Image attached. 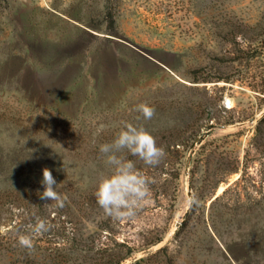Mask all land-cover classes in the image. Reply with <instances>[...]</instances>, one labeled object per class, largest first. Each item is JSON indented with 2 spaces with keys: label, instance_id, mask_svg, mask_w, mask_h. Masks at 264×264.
<instances>
[{
  "label": "rangeland",
  "instance_id": "374dc122",
  "mask_svg": "<svg viewBox=\"0 0 264 264\" xmlns=\"http://www.w3.org/2000/svg\"><path fill=\"white\" fill-rule=\"evenodd\" d=\"M263 26L264 0H0V264H264ZM125 123L166 156L118 153L151 202L115 221L94 192Z\"/></svg>",
  "mask_w": 264,
  "mask_h": 264
},
{
  "label": "clouds",
  "instance_id": "9594fccd",
  "mask_svg": "<svg viewBox=\"0 0 264 264\" xmlns=\"http://www.w3.org/2000/svg\"><path fill=\"white\" fill-rule=\"evenodd\" d=\"M134 111L141 113L145 120H151L155 115V109L145 103L136 105ZM123 150H127L131 156L137 157L150 167L158 166L166 156L165 149L157 145L152 134L143 126L137 127L131 123H125L111 143L100 145L99 151L105 156L111 172L100 178L94 196L103 213L115 221L134 218L139 209L151 202L148 177L136 167L133 160L118 155ZM40 184L43 191H38L37 194L41 200L52 201L58 208L65 206L67 197L57 191L60 184H57L47 167L42 169ZM184 203L191 209L198 206L199 201L194 195H190ZM25 229V233L18 234V243L31 250L34 247L33 238L48 232L50 225L46 220L37 217L35 223L27 224ZM5 231L0 227V233Z\"/></svg>",
  "mask_w": 264,
  "mask_h": 264
},
{
  "label": "trees",
  "instance_id": "16d2710c",
  "mask_svg": "<svg viewBox=\"0 0 264 264\" xmlns=\"http://www.w3.org/2000/svg\"><path fill=\"white\" fill-rule=\"evenodd\" d=\"M262 35L264 36V26H263V30H262ZM262 81H263V83H264V77L262 76ZM4 182V181H3ZM0 183H1V180H0ZM1 222V221H0ZM119 262V260H117L115 263H113V264H116V263H118Z\"/></svg>",
  "mask_w": 264,
  "mask_h": 264
}]
</instances>
